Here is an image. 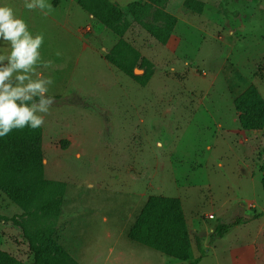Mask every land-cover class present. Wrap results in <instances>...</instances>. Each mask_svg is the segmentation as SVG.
<instances>
[{
	"label": "rangeland",
	"instance_id": "obj_1",
	"mask_svg": "<svg viewBox=\"0 0 264 264\" xmlns=\"http://www.w3.org/2000/svg\"><path fill=\"white\" fill-rule=\"evenodd\" d=\"M111 1L124 13L121 24L128 25L122 38L154 65L145 86L102 59L118 37L73 0H49L47 15L25 9L23 0H6L31 32L43 34L41 57L50 65L41 71L53 79L48 95L54 102L41 125L47 131L44 173L65 184L64 201L61 216L34 225L54 226L57 243L79 264H188L164 260L127 239L147 197L161 195L179 199L185 220L203 227L200 234L191 231V254L200 238L207 240L200 254L211 245L213 253H203L197 264H216L223 256L238 260L239 252L223 251L221 243L238 241L241 232L222 238L212 233L243 209L254 214L264 201V129L243 131L233 105L251 85L264 98V0H198L201 14L188 10L184 0H168L161 9L177 23L164 45L129 12L134 1L148 0ZM87 43L95 53L83 49ZM6 49L7 42L0 43V52ZM60 130L76 133L72 147L67 139L50 147L49 135ZM244 165L258 177V203L236 199ZM221 203L233 208L224 207L227 214L219 218ZM20 213L0 193V250L29 264L21 230L10 221Z\"/></svg>",
	"mask_w": 264,
	"mask_h": 264
},
{
	"label": "trees",
	"instance_id": "obj_2",
	"mask_svg": "<svg viewBox=\"0 0 264 264\" xmlns=\"http://www.w3.org/2000/svg\"><path fill=\"white\" fill-rule=\"evenodd\" d=\"M73 1L91 19L118 37L111 51L105 55V61L135 83L145 86L153 74L154 65L122 38L128 28L127 23L121 24L124 16L122 9L111 0ZM166 1L148 0L145 5L134 1L129 6L133 20L162 45L169 41L177 23L174 15L161 9ZM183 5L196 14H201L204 6L198 0H184ZM146 16L151 20L142 22V17ZM136 67L144 73L135 75ZM55 100L61 101L60 96ZM233 105L243 131L264 129V98L256 87L251 85L246 88L235 98ZM42 132L41 127L35 130L26 127L14 129L0 138V193L21 211L10 221L21 230L31 258L29 264H79L57 243L54 226L34 225L45 218L61 216L64 201L65 184L45 177ZM262 185L264 190V178ZM255 217L258 215L236 218L229 224H217L212 237L222 238L235 226ZM126 236L133 243L180 262L197 264L200 260V257L194 259L191 254L189 228L177 198L149 195ZM0 264L24 263L0 250Z\"/></svg>",
	"mask_w": 264,
	"mask_h": 264
},
{
	"label": "clouds",
	"instance_id": "obj_3",
	"mask_svg": "<svg viewBox=\"0 0 264 264\" xmlns=\"http://www.w3.org/2000/svg\"><path fill=\"white\" fill-rule=\"evenodd\" d=\"M23 6L52 12L49 0H23ZM5 41L7 49L0 52V138L14 129L41 127L54 102L48 95L53 79L41 71L50 65L41 57L43 34L31 32L13 7L0 0V43Z\"/></svg>",
	"mask_w": 264,
	"mask_h": 264
},
{
	"label": "crops",
	"instance_id": "obj_4",
	"mask_svg": "<svg viewBox=\"0 0 264 264\" xmlns=\"http://www.w3.org/2000/svg\"><path fill=\"white\" fill-rule=\"evenodd\" d=\"M91 18V16H90ZM173 35H171L172 37ZM174 37V36H173ZM91 49L94 53H95V48L93 45L91 44H83V49ZM103 49H107V48H103ZM102 59H104L102 57ZM105 60V59H104ZM60 93V92H59ZM43 134H42V150H44V136L46 134V129L43 126ZM261 131V130H260ZM249 132H253V131H249ZM259 132V131H257ZM54 132L49 135L50 138L49 140H52V142H50V147L52 145V147H55L54 144L55 143H59V141L63 140V139H67L68 141H70V147H72L77 139H76V133L74 132H65L63 133L62 130H60V134L59 135H53ZM54 139H57L56 141H53ZM55 142V143H53ZM53 149V148H50ZM57 149V148H56ZM68 149V148H67ZM49 150V149H47ZM252 153V152H251ZM43 163L45 164V159H43ZM244 170L240 169L239 173L240 175H242V178L239 182V189H240V195L236 196V199H242V203L247 204L249 202H257V191H256V187L254 185L256 179L258 177H256L255 179L252 177L253 173H249L248 172V167L247 166H243ZM262 177H264L263 175L259 176L260 181H262ZM261 188L262 191L264 193L263 190V185L261 182ZM142 195H139V197L141 198ZM256 197V198H255ZM261 203V202H260ZM260 203H258L259 205L256 208V212L254 213V215H258V217H255L253 219L248 218L246 222H243L242 224L235 226L230 232L232 231H237L239 230L240 233V237L238 239V241H232V240H228V241H223L221 244V250L223 249L226 250L227 252H231V254H237L239 252V256H238V260L235 259V257L229 258L226 256L220 257L217 259L216 264H264V201L263 204L261 205ZM229 205V204H227ZM224 203L220 204V208L219 210H217L216 212V216L217 217H221L223 215H226L227 211L224 210V207H229L230 209L233 208V205H229L227 206ZM243 205L242 209H243ZM222 208V209H221ZM224 210V211H223ZM232 210V209H231ZM209 215H213V214H209ZM253 214H246L245 213V209H243V213L234 217L231 221L233 222L236 218H240V217H251ZM207 217V216H206ZM214 218V215H213ZM212 218V219H213ZM230 221V222H231ZM231 222V223H232ZM186 223L188 225L189 228V233L191 234V231L194 233H199L203 231V227L199 226V224H196V222H192L193 224L190 225V222L188 220H186ZM219 224H227V223H219ZM229 224V223H228ZM251 230L254 231V234H251ZM191 238V236H190ZM205 239L200 238L197 241V245H198V249L193 251V258L196 259L198 257H200L199 263L202 262V260L205 258V254H209V253H213L212 252V245L211 247L206 250V252H199V250L203 249L204 247H206L207 243L205 241ZM194 248L193 243H192V238H191V248ZM207 248V247H206ZM205 253V254H203ZM164 257V260H167L168 257L162 255ZM171 259V258H169ZM232 259V261H231ZM174 260V259H173ZM177 261V260H176ZM138 264H142V263H138ZM145 264V263H144Z\"/></svg>",
	"mask_w": 264,
	"mask_h": 264
},
{
	"label": "built area",
	"instance_id": "obj_5",
	"mask_svg": "<svg viewBox=\"0 0 264 264\" xmlns=\"http://www.w3.org/2000/svg\"><path fill=\"white\" fill-rule=\"evenodd\" d=\"M86 31H89V28H86ZM207 218L208 219H212L213 218V215H207Z\"/></svg>",
	"mask_w": 264,
	"mask_h": 264
},
{
	"label": "water",
	"instance_id": "obj_6",
	"mask_svg": "<svg viewBox=\"0 0 264 264\" xmlns=\"http://www.w3.org/2000/svg\"><path fill=\"white\" fill-rule=\"evenodd\" d=\"M142 73L140 70L134 69V74Z\"/></svg>",
	"mask_w": 264,
	"mask_h": 264
}]
</instances>
